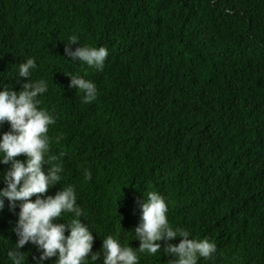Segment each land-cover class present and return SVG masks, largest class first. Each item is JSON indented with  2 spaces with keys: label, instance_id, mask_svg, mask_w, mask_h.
I'll list each match as a JSON object with an SVG mask.
<instances>
[{
  "label": "trees",
  "instance_id": "trees-1",
  "mask_svg": "<svg viewBox=\"0 0 264 264\" xmlns=\"http://www.w3.org/2000/svg\"><path fill=\"white\" fill-rule=\"evenodd\" d=\"M70 36V50L107 49L102 70L63 57ZM28 57L36 68L21 80ZM68 74L93 81L96 98L83 103ZM28 80L47 84L37 98L54 117L49 148L62 167L42 195L73 187L93 234L89 264H102L107 235L138 248L132 234L149 191L164 198L170 227L216 245L197 264H264V0H0V87L18 92ZM10 165L0 163V189ZM18 212L5 198L0 264H11ZM18 251L38 264L42 250L26 242Z\"/></svg>",
  "mask_w": 264,
  "mask_h": 264
},
{
  "label": "clouds",
  "instance_id": "clouds-1",
  "mask_svg": "<svg viewBox=\"0 0 264 264\" xmlns=\"http://www.w3.org/2000/svg\"><path fill=\"white\" fill-rule=\"evenodd\" d=\"M76 42V36L68 38L63 57H71L73 62L79 58L80 63L102 70L107 49L80 45L70 50L68 45ZM35 68L34 59L28 57L18 65L17 75L21 80L30 79ZM68 76V87L83 93V103L96 98L97 89L93 81L76 74ZM46 91L44 80H28L18 92L8 86L0 87V124L7 121L10 126V131L0 133V163L11 161L2 176L6 187L0 189V209L4 207L5 198L9 207L19 202L14 229L18 239L8 249L7 257L11 264H26V256L18 250L26 242H31L42 250L38 264L52 257H55V264H89V260L97 259V254L88 256L93 234L80 219L82 210L76 203L73 187L67 185L54 196L42 195L61 180L62 172L61 165L54 162L58 157L50 154V138L47 135L49 125L55 123L54 117L39 107L40 100L37 98ZM21 154L25 159H16ZM84 178H90L86 169ZM33 196L35 199H30ZM65 213L72 214L70 222L57 223L56 218ZM166 213L164 198L157 192L149 191L140 205V219L134 228V235L129 232L134 240L139 241L138 248L131 247L129 243L121 244L112 235H107L101 245L102 264H138V252L170 256L169 264H197L198 259H208L215 254L214 243L207 239L190 238L188 231L170 227ZM175 238H180L179 243L170 242ZM161 241L164 242L162 251Z\"/></svg>",
  "mask_w": 264,
  "mask_h": 264
}]
</instances>
